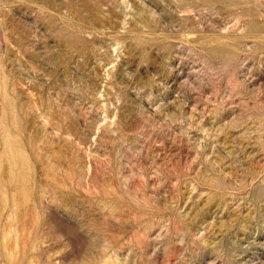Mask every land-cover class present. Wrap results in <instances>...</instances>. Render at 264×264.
Returning a JSON list of instances; mask_svg holds the SVG:
<instances>
[{"label":"rangeland","instance_id":"374dc122","mask_svg":"<svg viewBox=\"0 0 264 264\" xmlns=\"http://www.w3.org/2000/svg\"><path fill=\"white\" fill-rule=\"evenodd\" d=\"M0 264H264V0H0Z\"/></svg>","mask_w":264,"mask_h":264}]
</instances>
